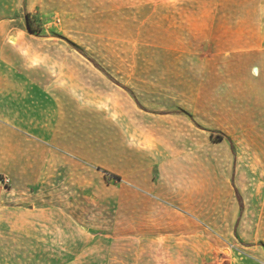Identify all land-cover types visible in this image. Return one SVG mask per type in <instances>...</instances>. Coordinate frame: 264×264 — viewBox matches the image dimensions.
<instances>
[{"label":"rangeland","instance_id":"obj_1","mask_svg":"<svg viewBox=\"0 0 264 264\" xmlns=\"http://www.w3.org/2000/svg\"><path fill=\"white\" fill-rule=\"evenodd\" d=\"M231 6L21 0L8 9L7 41L28 61L53 65L70 111L63 146L25 135L12 136L10 147L0 129V264H264L249 258L236 232L195 225L127 178L140 149L205 154L223 134L246 164L238 185L244 208H261L250 218L263 245L264 103L252 89L231 87L238 70L204 61L213 37L235 47L248 27L264 32V21L214 23L216 11L237 13V1ZM168 75L177 80L168 84ZM227 142L214 146L221 166Z\"/></svg>","mask_w":264,"mask_h":264},{"label":"crops","instance_id":"obj_2","mask_svg":"<svg viewBox=\"0 0 264 264\" xmlns=\"http://www.w3.org/2000/svg\"><path fill=\"white\" fill-rule=\"evenodd\" d=\"M197 1L204 2L206 6L212 5L217 9L220 6L229 10L237 1V13L229 11V15L220 16L216 11L214 23L262 25L264 21V0ZM16 2L20 4L21 0H0V129L10 135L6 139L10 147L15 143L11 141L12 136L20 141L25 135L30 136L33 142H37L39 137H48L49 142L59 145L61 141L59 146H63L61 137L69 136L66 121V114L70 111L69 96H64L63 80L55 79L52 64L28 61L18 46L7 41L10 33L5 17L8 9L15 8ZM247 30L243 33V43L235 47L224 43L222 37H213L204 61L238 70L240 74L237 77H230L235 82L230 84L231 87L252 89L255 101L264 103V32L255 31L254 26ZM194 56L198 63L197 54ZM163 68L159 71H179L171 66L163 65ZM167 77L168 84L177 80L174 76ZM126 90L133 98L136 96L131 87ZM260 118L264 119V116ZM39 122L41 127L48 129L45 134L39 131ZM64 133L66 135L61 136ZM226 140L229 142L227 138L213 141L205 154L187 152L183 155L175 148L167 153H156L151 148L140 149L141 161L133 160V165L127 169V178L141 190V195H155L163 201L165 209L181 211L194 219L195 225L201 223L212 231H223L227 235L236 232L240 246L248 250L246 253L249 258L264 263V243L255 242L259 223L250 218L259 215L261 208L255 205L244 208L238 185L245 179L246 164L234 157V145L231 147L230 142L221 145L230 153V158L224 160L223 166L214 155L215 143ZM70 149L76 150L69 143Z\"/></svg>","mask_w":264,"mask_h":264},{"label":"trees","instance_id":"obj_3","mask_svg":"<svg viewBox=\"0 0 264 264\" xmlns=\"http://www.w3.org/2000/svg\"><path fill=\"white\" fill-rule=\"evenodd\" d=\"M26 23H27V27H28V29L30 30V31H34L35 30V28L33 27V25H32V23H31V21H30V19L28 18V15H27V17H26ZM94 64H96V62L93 60V59H90ZM97 65V64H96ZM224 138H227L228 140H229V142H230V145H231V147H233V144H232V142L230 141V139L228 138V137H226V136H224L223 134H219V135H217V137H216V139L215 140H221V139H224ZM0 178H2V177H0ZM237 196H238V199H239V201H240V204L242 205V203H241V198H240V195L237 193Z\"/></svg>","mask_w":264,"mask_h":264}]
</instances>
